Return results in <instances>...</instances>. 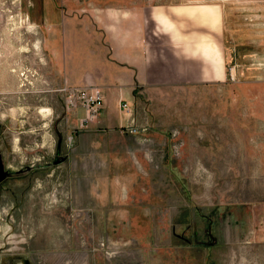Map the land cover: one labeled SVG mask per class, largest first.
<instances>
[{
    "label": "rangeland",
    "instance_id": "rangeland-1",
    "mask_svg": "<svg viewBox=\"0 0 264 264\" xmlns=\"http://www.w3.org/2000/svg\"><path fill=\"white\" fill-rule=\"evenodd\" d=\"M96 1L0 0V264H264V0H147L218 14L180 13L194 76H150L135 134L69 125L63 17Z\"/></svg>",
    "mask_w": 264,
    "mask_h": 264
},
{
    "label": "crops",
    "instance_id": "crops-1",
    "mask_svg": "<svg viewBox=\"0 0 264 264\" xmlns=\"http://www.w3.org/2000/svg\"><path fill=\"white\" fill-rule=\"evenodd\" d=\"M96 7L84 13L77 8L74 15L63 17L61 47L65 80L72 87L98 86L103 106L96 121H92L99 126L120 128L130 117H136L141 98L139 89L151 81L150 76L170 66L174 78H193L196 65L182 59L191 52L182 50L172 34V27L179 26L180 13L186 11L195 27L196 18L215 23L218 8L149 6L147 0H98ZM187 20L191 25L190 18ZM202 45L204 52L210 49L208 44ZM217 70L214 66V72ZM195 77H199L198 70ZM123 101L129 104L130 112L120 109L119 103ZM84 115L83 108L71 110L69 125L76 127ZM95 190L89 186L87 196Z\"/></svg>",
    "mask_w": 264,
    "mask_h": 264
},
{
    "label": "built area",
    "instance_id": "built-area-1",
    "mask_svg": "<svg viewBox=\"0 0 264 264\" xmlns=\"http://www.w3.org/2000/svg\"><path fill=\"white\" fill-rule=\"evenodd\" d=\"M69 107L83 108L85 111L84 117L80 120L79 126H83L87 122L92 121L99 114V109L103 105V96L101 89L98 86H81L74 88L68 92ZM119 107L125 112H130L129 104L126 101L120 102ZM140 125L136 123L135 118L130 117L126 126H121L123 130H127L132 134L139 132Z\"/></svg>",
    "mask_w": 264,
    "mask_h": 264
},
{
    "label": "bare ground",
    "instance_id": "bare-ground-1",
    "mask_svg": "<svg viewBox=\"0 0 264 264\" xmlns=\"http://www.w3.org/2000/svg\"><path fill=\"white\" fill-rule=\"evenodd\" d=\"M77 109V108H76ZM71 138V137H70Z\"/></svg>",
    "mask_w": 264,
    "mask_h": 264
}]
</instances>
